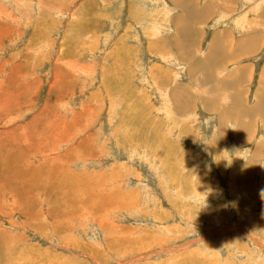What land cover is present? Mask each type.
Here are the masks:
<instances>
[{"label":"rangeland","instance_id":"374dc122","mask_svg":"<svg viewBox=\"0 0 264 264\" xmlns=\"http://www.w3.org/2000/svg\"><path fill=\"white\" fill-rule=\"evenodd\" d=\"M262 191L264 0H0V264H264Z\"/></svg>","mask_w":264,"mask_h":264},{"label":"clouds","instance_id":"9594fccd","mask_svg":"<svg viewBox=\"0 0 264 264\" xmlns=\"http://www.w3.org/2000/svg\"><path fill=\"white\" fill-rule=\"evenodd\" d=\"M262 195H264V191H262Z\"/></svg>","mask_w":264,"mask_h":264},{"label":"bare ground","instance_id":"6f19581e","mask_svg":"<svg viewBox=\"0 0 264 264\" xmlns=\"http://www.w3.org/2000/svg\"><path fill=\"white\" fill-rule=\"evenodd\" d=\"M251 111H252V109H251ZM251 111H250V112H251Z\"/></svg>","mask_w":264,"mask_h":264}]
</instances>
